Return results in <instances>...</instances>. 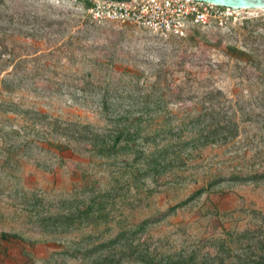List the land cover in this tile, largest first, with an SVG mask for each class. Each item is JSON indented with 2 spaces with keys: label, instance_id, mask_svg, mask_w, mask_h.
<instances>
[{
  "label": "rangeland",
  "instance_id": "rangeland-1",
  "mask_svg": "<svg viewBox=\"0 0 264 264\" xmlns=\"http://www.w3.org/2000/svg\"><path fill=\"white\" fill-rule=\"evenodd\" d=\"M233 15L262 18L257 38L226 25L195 45L81 0L0 2V264H112L131 244L175 264L264 259V179L234 178L264 172V11ZM215 89L238 135L202 144L190 120ZM137 128L148 139H91Z\"/></svg>",
  "mask_w": 264,
  "mask_h": 264
},
{
  "label": "trees",
  "instance_id": "trees-1",
  "mask_svg": "<svg viewBox=\"0 0 264 264\" xmlns=\"http://www.w3.org/2000/svg\"><path fill=\"white\" fill-rule=\"evenodd\" d=\"M4 0H0L3 2ZM84 10L89 5L88 0H81ZM262 20V18H245L242 21L241 26H233L232 18L227 20V25L231 28L232 32H237L245 36V38H250L254 36L257 38L256 32L258 28H248V25L252 24V22ZM264 25L261 26L262 30H264ZM201 26H191L187 33L184 36H180L188 42H195V45L199 40V33ZM253 34V35H252ZM176 37V36H174ZM225 53L236 62H240L243 64L255 66L259 68L261 60L259 59V55L256 53L254 49L248 48L246 46H237L235 44L223 45ZM260 70V69H259ZM220 90L215 89L214 92L204 93L203 96L199 97V102L202 103V107L190 120L191 130L195 131V134L191 136L190 139H195V141L202 142V144H224L228 142L230 139H234L238 135V123L235 119V113L229 110H226L221 104L220 98ZM91 139H114L111 145L107 148L114 149L118 144L120 139H148V135H142L141 130L137 129H120L111 135H96L92 136ZM103 147V145H100ZM140 171V170H136ZM234 178H240L241 180H262L264 179V172L262 173H254L252 175H236ZM186 201H182L172 208L181 206ZM88 210L85 209H77L71 215H68L65 218V222L67 224L73 223L75 220L80 218L82 214H87ZM59 220H54L53 224L58 225ZM62 223V222H61ZM60 224V223H59ZM108 246V244L104 245ZM130 254L133 252L134 255L132 258L126 257V259H122L119 257L117 261H113L112 258L103 257L98 261L107 262L110 260L112 264H175V262H171L170 260H160L156 259L152 256L148 250L141 249L138 250L136 247H133V244L130 245ZM129 254V253H128ZM237 264H264V259H252L251 257H239Z\"/></svg>",
  "mask_w": 264,
  "mask_h": 264
},
{
  "label": "built area",
  "instance_id": "built-area-1",
  "mask_svg": "<svg viewBox=\"0 0 264 264\" xmlns=\"http://www.w3.org/2000/svg\"><path fill=\"white\" fill-rule=\"evenodd\" d=\"M94 21L136 24L166 36H184L191 26L225 27L237 12L199 0H88Z\"/></svg>",
  "mask_w": 264,
  "mask_h": 264
},
{
  "label": "water",
  "instance_id": "water-1",
  "mask_svg": "<svg viewBox=\"0 0 264 264\" xmlns=\"http://www.w3.org/2000/svg\"><path fill=\"white\" fill-rule=\"evenodd\" d=\"M211 2L220 6L228 7L232 10H263L264 0H199Z\"/></svg>",
  "mask_w": 264,
  "mask_h": 264
}]
</instances>
